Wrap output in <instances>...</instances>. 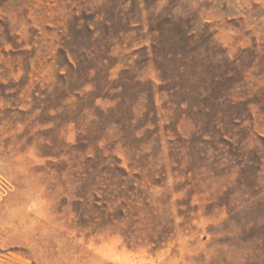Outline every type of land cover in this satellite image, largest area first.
Listing matches in <instances>:
<instances>
[{
	"label": "rangeland",
	"instance_id": "obj_1",
	"mask_svg": "<svg viewBox=\"0 0 264 264\" xmlns=\"http://www.w3.org/2000/svg\"><path fill=\"white\" fill-rule=\"evenodd\" d=\"M0 264H264V0H0Z\"/></svg>",
	"mask_w": 264,
	"mask_h": 264
}]
</instances>
